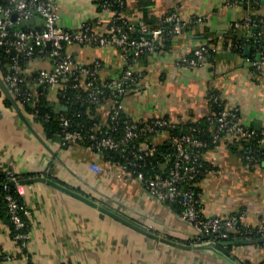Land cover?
I'll list each match as a JSON object with an SVG mask.
<instances>
[{"label": "crops", "instance_id": "0c3cea01", "mask_svg": "<svg viewBox=\"0 0 264 264\" xmlns=\"http://www.w3.org/2000/svg\"><path fill=\"white\" fill-rule=\"evenodd\" d=\"M123 1L118 16L100 9L96 0H56L58 26L65 30L79 31L90 25L107 34L114 22L126 20L132 26L130 36L138 38L142 22L156 29L171 11H177L186 22L181 33L164 36L156 49L145 51L132 63L113 44L65 46V53L79 64L100 61L101 80L119 77L129 66L143 72L148 86L124 98L127 117L136 122L155 117L179 124L197 122L210 115L211 98L216 95L227 108L239 109L246 126L264 133V64L255 67L264 57V48L251 43L256 27L241 24L247 17L264 19V0ZM197 17L204 20L194 22ZM42 24L35 16L28 29H40ZM240 41L242 51L238 50ZM201 44L213 45L217 51L205 54L193 68L179 63L180 57L191 55ZM54 64L47 48L37 49L24 66L25 87L32 89L38 72L52 69ZM47 99L50 106L62 104L60 87L48 88ZM19 104L30 125L0 94V171L24 175L18 189L30 231L23 250L0 217V264L263 263L264 244L186 250L102 212L100 207L152 235L184 245L210 242L181 217L172 202L148 191L143 181L122 173L102 153L79 143L62 147L59 140L48 139L42 124ZM97 113L106 121L109 106H98ZM208 129L215 133V124ZM168 137V132L162 131L154 139L160 143ZM248 149L246 143L222 132L216 144L203 153L208 171L195 186L201 193L204 216L226 218L243 212L247 225H264V161L248 163ZM92 165L103 171L98 173ZM50 180L83 195L95 206L55 187Z\"/></svg>", "mask_w": 264, "mask_h": 264}, {"label": "built area", "instance_id": "2783aa9c", "mask_svg": "<svg viewBox=\"0 0 264 264\" xmlns=\"http://www.w3.org/2000/svg\"><path fill=\"white\" fill-rule=\"evenodd\" d=\"M123 0H110L102 3V8L112 10L120 15L118 9L123 6ZM17 13L18 20L30 19L39 16L42 19L40 29H21L11 27L16 23L12 15ZM203 17H197L194 22H202ZM59 13L56 0H0V47L10 55V62L1 69L2 78L10 88L15 98L20 103H31L37 95L38 88L46 91L50 87L59 86L60 89H84L76 99L80 102H88L97 107L109 106V114L106 121L100 120L89 129L79 131L71 129V121L64 115H60V124L63 128L61 146L68 147L74 144L90 142V148L97 153L104 150H113L119 153L120 161L113 162L122 173L130 174L145 183L151 193L162 200L170 201L180 205L181 217L193 225L199 233L208 236L209 240L218 242L232 239H251L264 237V225L254 228L244 222L245 213L233 214L226 218L218 216L206 217L202 214L201 194L192 187L200 177L207 173L208 167L204 165L203 154L196 150L202 142L194 138L196 127H190V134L182 133L180 137H173V151L165 155V161L158 160L159 169H146L145 163L151 161L158 151L157 141L154 137L162 132L180 128L181 125L166 117H155L147 121H133L124 115V98L134 92H139L148 86L143 81V72L133 70L131 66L116 78L101 80L99 72L102 68L100 61L83 65L77 63L74 58L65 53V46L72 44H95L105 46L113 44L120 48L129 63L138 61L145 51L156 49L164 36L179 34L186 26V22L177 11L168 13L162 23L164 27L151 29L147 24L138 26L140 36L132 38L130 30L132 26L126 20L121 23L114 22L107 34L98 33L92 26H84L79 31L65 30L58 26ZM191 21V22H193ZM263 19L255 20L247 17L243 23L248 27H260ZM239 25V24H238ZM169 26L167 30L166 27ZM51 43L48 54L54 61L52 69H42L35 77L32 89H26V76L21 64L20 57L30 59L37 49L46 48ZM13 50L17 51L15 56ZM217 47L210 44H201L190 55L180 57L179 63L188 67H196L200 59L209 52H216ZM264 64V57L255 63L260 69ZM66 97V94H62ZM78 103V102H77ZM34 105V104H33ZM218 106L216 112L209 115V120L215 124L214 142L221 132H227L237 141L254 140L258 133L246 126L238 108H227L222 101L212 95L211 107ZM38 110L32 113L36 117ZM215 116V117H214ZM50 113L44 114V119H52ZM122 125L123 130L118 136V127ZM260 139L258 142H263ZM170 159V160H168ZM253 159L246 158L247 162ZM157 163V164H158ZM251 164V163H250ZM98 173L103 168L92 165ZM11 182H18L13 176H9ZM5 189L8 185L4 186ZM8 207L13 214L14 223L18 228L24 226V222L16 211L19 207L17 200L12 195H7ZM27 213V211H26ZM18 239H27V235L18 234ZM26 243L24 242L23 245ZM264 264V261L263 263Z\"/></svg>", "mask_w": 264, "mask_h": 264}, {"label": "trees", "instance_id": "16d2710c", "mask_svg": "<svg viewBox=\"0 0 264 264\" xmlns=\"http://www.w3.org/2000/svg\"><path fill=\"white\" fill-rule=\"evenodd\" d=\"M110 1V0H96L98 3V6L100 9H102V3ZM123 6L120 7L118 10L122 11ZM255 20H259L261 18H254ZM264 20V19H263ZM163 21V19H162ZM160 23L159 27H164L165 25ZM166 29H169V26L166 27ZM255 36H253L251 43L255 45L256 48H264V23L260 25V27H256L254 30ZM172 35V34H170ZM238 50H243V43L240 41L238 44ZM21 64L24 68L26 62L28 59H23V57H20ZM10 62V55L7 54L4 50V48L0 47V64L1 69H5V67ZM25 88V86H24ZM27 89V88H26ZM63 93L66 94V97H63ZM84 94V89H73L72 87H68L67 89H60V102L62 104H69V110L67 112H57L55 108L50 106V102L47 99V90L43 91V89L40 87L37 90V95L34 96L32 104L27 103H21L24 106V110L28 114H32L38 110V114L35 118L36 122H39L42 124L44 128L45 135L48 139H54L59 140L61 142V137L63 134V128L60 124V115H64L65 117L69 118L71 121V129H77L84 131L85 129L91 128L93 125L96 124V122H99V115H97V106L94 104H90L88 102L78 101L76 97L80 94ZM0 94L3 95L2 91L0 90ZM19 101V99H18ZM4 102L8 107H12L11 103L7 100V98L4 97ZM21 102V101H20ZM79 103L76 105V103ZM34 104V105H33ZM84 104V106H82ZM218 109V106L213 105L211 107V111L214 113ZM50 113L53 117L50 121H46L44 119V114ZM127 117L124 113L123 118ZM215 117V116H214ZM212 125V122L209 120L208 117H204L203 119H200L197 122H189L187 124H183L180 126V128L170 130L168 132V139L163 142H157L158 151L156 152V156L152 158L153 164L146 162L145 168L150 169L155 166V168L159 169V163L158 160L165 161V155L168 153H171L173 151V137H180L182 133L190 134V127H196L197 131L193 133L194 138L200 140L202 143L195 147L196 150H199L202 152V154L210 147H213L216 142H214V133L210 134V128ZM208 129V130H207ZM123 127L120 124L118 127V136L122 133ZM222 133V132H221ZM220 133V134H221ZM258 136L254 140H241V142L246 143V146L249 148L248 154L246 155V158L248 156H252L253 159L250 161L252 165L264 161V140L263 142H258L260 139H264V133L257 132ZM90 142L84 141L83 145L90 148ZM102 154L105 156V158L110 162H117L120 161V155L118 152L113 150H104ZM170 160V159H168ZM204 165H206L205 161ZM158 163V164H157ZM204 175V174H203ZM202 175V176H203ZM9 176H13L16 178L17 181L21 180L24 175L15 174L13 172H6V171H0V217L8 224L10 229V234L13 239L17 241V243L23 248V250H26L24 248L23 243L26 242L28 239H18V234H26L28 236L30 231V221L27 216V209L25 205V201L23 197L21 196L18 184L13 185L11 180L9 179ZM26 176V175H25ZM201 176V177H202ZM200 177V178H201ZM8 185V188L5 189L4 186ZM195 184L192 185V187L195 189V191L198 194L200 193V190L195 186ZM7 195H12L18 202L19 207L16 211L17 215L20 216L21 220L24 222V226L21 228H18L16 224L14 223L13 214L10 212L8 207V201L6 200ZM174 206L176 209L180 211L181 207L177 203H174ZM34 264V263H30ZM262 264V263H261Z\"/></svg>", "mask_w": 264, "mask_h": 264}, {"label": "water", "instance_id": "95a60500", "mask_svg": "<svg viewBox=\"0 0 264 264\" xmlns=\"http://www.w3.org/2000/svg\"><path fill=\"white\" fill-rule=\"evenodd\" d=\"M12 19L16 22L12 27L11 29L13 28H21V29H28L29 26H30V23L31 21L34 19L33 18H30V19H25V18H21L18 20V15L17 13H14L12 15ZM46 48L47 49H51V43L48 42L47 45H46ZM246 49L248 51H250V47L247 46ZM17 54V51L16 50H13L12 52V55L15 56ZM261 55H258V58H260ZM0 90L2 91L3 95L5 98H7V100L11 103L12 107L18 112L20 113V115L25 119V121L30 125V123L28 122V120H26V118L23 116V112L21 110V107H20V104L19 102L17 101V99L15 98V96L13 95V93L11 92L10 88L8 87V85L6 84V82L4 81V79L2 78V76L0 75ZM79 103H76V105H78ZM82 106H84V104H82ZM51 107L55 108V110L57 112H67L69 110V104H56V103H52L51 104ZM24 183L23 181H18V182H13L12 184L15 185V184H22ZM50 184L54 185L55 187L63 190V191H66L67 193L71 194L72 196L74 197H77L79 199H82L83 201L91 204V205H94L95 206V203L92 202L91 200H89L88 198L84 197L83 195H80L79 193L73 191V190H70L68 188H65L61 185H58L57 183L53 182V181H49ZM100 210L104 213H109L111 215H113L116 219L124 222L125 224H127L128 226L130 227H133L134 229H137L139 231H142L150 236H152L153 238H155L156 240L158 241H161L163 243H166V244H169V245H172L174 247H178V248H181V249H186V250H191V249H202L203 247H228V246H239V245H249V244H264V237H258V238H251V239H236V240H227V241H218V242H214V241H211L206 244V245H201V246H189V245H184L182 243H177L175 241H172L170 239H166V238H161L159 236H156V235H152L150 233H148L147 231H144L142 229H140L139 227L125 221L123 218L119 217L118 215L114 214V213H110L108 210H106L105 208L103 207H100ZM204 239H209L208 236L204 235L203 237Z\"/></svg>", "mask_w": 264, "mask_h": 264}]
</instances>
